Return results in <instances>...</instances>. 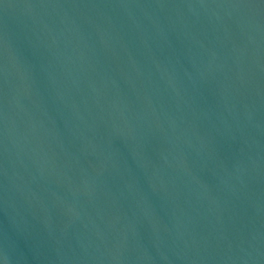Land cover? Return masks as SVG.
<instances>
[{"label": "water", "instance_id": "95a60500", "mask_svg": "<svg viewBox=\"0 0 264 264\" xmlns=\"http://www.w3.org/2000/svg\"><path fill=\"white\" fill-rule=\"evenodd\" d=\"M0 264H264V0H0Z\"/></svg>", "mask_w": 264, "mask_h": 264}]
</instances>
